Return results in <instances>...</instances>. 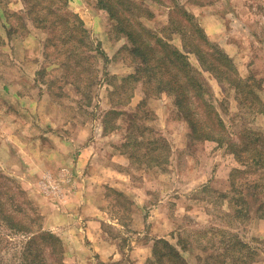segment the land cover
I'll return each mask as SVG.
<instances>
[{"label": "rangeland", "instance_id": "obj_1", "mask_svg": "<svg viewBox=\"0 0 264 264\" xmlns=\"http://www.w3.org/2000/svg\"><path fill=\"white\" fill-rule=\"evenodd\" d=\"M175 1L0 0V185L4 199L23 187L66 264H176L166 247L154 254L159 238L184 264H264V167L235 175L246 164L225 146L264 136V0ZM197 25L233 80L189 52ZM207 104L223 143L206 138L223 136ZM118 173L134 196L113 186Z\"/></svg>", "mask_w": 264, "mask_h": 264}, {"label": "trees", "instance_id": "obj_2", "mask_svg": "<svg viewBox=\"0 0 264 264\" xmlns=\"http://www.w3.org/2000/svg\"><path fill=\"white\" fill-rule=\"evenodd\" d=\"M178 10L180 11L181 9L178 8ZM173 13L175 12L173 11ZM81 30L85 32V29ZM193 32L198 39H202V37H200L201 32L198 28V25L197 29ZM158 39L160 40V42L163 41V39ZM185 43L186 47L190 50L188 51L191 53H196L204 65L209 62V64L211 65H207V69L218 75L220 74V78L225 77L233 80L234 77L232 76L237 75L236 70L233 67V63L230 62V64H232L231 67H228V65H225V63L223 64V62H221V65H217L216 62H220V59L215 58V55L218 54L222 56V54L216 50V48L208 38L204 37L201 41L196 42H189V40H185ZM172 52L173 54L178 55V58L182 63L181 68H184L188 72L196 73L197 79L201 81L202 85V74L199 70L195 69L191 65V63L188 61V56L176 48ZM144 62L147 63V58L145 56ZM212 65L215 68L219 69V71H216V69ZM178 70L181 71V69L179 68ZM191 78L194 77L191 75ZM234 85L236 86L237 90L241 92L240 88L242 84L240 77L239 79H237V81H235ZM202 87L196 84L195 87H193V90L198 91V93H196L195 99L199 100V102L204 103L206 102V100H204L206 98V93L207 95H210L212 94V92L208 93L207 89H205L204 87V89H202ZM173 92L176 95L177 105L180 111L190 121V124L193 126L194 130H196L198 121H194L193 116H199L200 114H197L196 112L194 113V111H192L190 106L187 104L189 97H187L184 87H179L176 90H173ZM208 106V111L216 117L218 125L223 129V136L216 138H206L223 143L225 142V137L228 136L226 126L221 119L220 113L216 108H214V105ZM260 111L264 113V107L261 108ZM229 137L231 138H228L226 142L227 145L225 146L230 149L233 154L236 155L238 162L241 165L246 164L245 168L240 169V172L238 170L235 175H238V173L239 176L243 174H254L257 173L262 167H264L263 135L257 132L246 131L238 135L237 137ZM232 182L235 186L236 181L234 179V176L232 178ZM248 183L251 185H255L256 188H259L257 179H248ZM10 192L13 195H7L4 199L3 189L0 185V244H13V240H16V238H18L19 236H22L24 239L21 240V243L15 248H7L8 246L5 247L6 250L0 253V264H66L64 258L65 247L62 239L55 233L44 228L42 217L39 215V212L33 206L32 202L26 197V192L23 187L17 184L14 187L10 188ZM18 192H21V194L24 195V199L22 202L18 201L17 199L16 195ZM261 204H263L262 207H264V202ZM26 206H28L29 208ZM2 227H7L8 229L5 230L2 229ZM162 246L168 248V251H170L168 254L172 255L177 260L176 264H179V261L182 264L186 263V260L180 250L170 241L163 238L157 239L155 241L154 254Z\"/></svg>", "mask_w": 264, "mask_h": 264}, {"label": "crops", "instance_id": "obj_3", "mask_svg": "<svg viewBox=\"0 0 264 264\" xmlns=\"http://www.w3.org/2000/svg\"><path fill=\"white\" fill-rule=\"evenodd\" d=\"M116 157H117V160H119V162L122 163L123 165L128 164V163H126L127 161H129V158L127 156L120 154V155H117ZM119 174L120 173L116 174L117 179H114L113 186H116L117 188H121L122 190H124L125 192H127L128 194H130L132 196L133 192L130 191V189L128 188V186L125 183H123L122 181H120V179H118V178H122L121 175H119Z\"/></svg>", "mask_w": 264, "mask_h": 264}]
</instances>
